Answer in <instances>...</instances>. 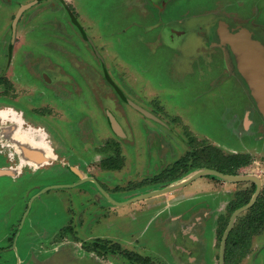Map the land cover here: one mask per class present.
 Masks as SVG:
<instances>
[{
    "label": "rangeland",
    "instance_id": "374dc122",
    "mask_svg": "<svg viewBox=\"0 0 264 264\" xmlns=\"http://www.w3.org/2000/svg\"><path fill=\"white\" fill-rule=\"evenodd\" d=\"M238 4L166 0L158 9L148 0H60L39 11L40 4H32L16 21L18 50L6 66L16 5L0 1V82L3 93H14L2 95L0 111H21L14 113L20 125L53 153L42 165L32 158L22 162L0 135V169L18 167L0 173V264H143L140 258L148 264H219L235 203L250 200L256 189L252 180H229L220 172L254 175L264 190V121L227 70L222 51L205 46L196 30L214 13L238 10L264 25V0ZM177 20L188 33L170 37L168 23ZM22 61L53 66L64 90L46 89L39 76L16 71ZM87 82L98 84V102L86 94ZM5 123L0 118V128ZM107 140L119 142L101 161L113 175L99 176L109 183L101 184L109 202L104 189L84 181L97 176L76 173L103 172L100 160L78 147ZM233 154L244 159L224 163L222 156ZM176 169L179 174L170 176ZM246 214H237L242 232L221 264H264V228L247 238L255 223L248 224Z\"/></svg>",
    "mask_w": 264,
    "mask_h": 264
},
{
    "label": "flooded vegetation",
    "instance_id": "af4514ba",
    "mask_svg": "<svg viewBox=\"0 0 264 264\" xmlns=\"http://www.w3.org/2000/svg\"><path fill=\"white\" fill-rule=\"evenodd\" d=\"M0 1L3 2L4 4H15L16 5V12L12 15V17L15 16L14 18H16V20H15V22L11 20L14 24L10 27V31L12 32L11 35L13 37V41L14 42H12V40H11V42H10V44L8 46L7 52H6V54H7L6 57H7V60H8V62L6 64V66H7L9 63H11L12 59L15 56V53L18 50V49L15 50V48H16L15 37H17V30H18L17 29V25H16V21H21L22 20V18L24 16V12L23 11H24L25 8H28L32 4L35 5L36 3L37 4H40L38 8H40V7H42V8H49L50 1L49 0H28V3L21 2L19 0H0ZM148 1L151 4L155 5L158 9H161L164 6V2L166 0H148ZM237 3L241 4L242 3V0H237ZM38 8H37L36 11H39ZM219 19H224V20L228 21V23L230 24L231 27H236L237 24H239L240 22H244V23H247L248 25H250V26H252L254 28H259V29L264 30V25H259V24L254 23V19H252V17H250V18L249 17H244V14L242 12L240 13L239 10L237 11V13H235V12H229V13H226V12H221L220 13V12H218V13H215V21L213 23H209V24H206V25L201 26L199 28V33L202 35V37L206 41V46H208V47L209 46H216V47H218L222 51V53L224 55V58H225V55H228V49L225 46H222L215 39V25H216V23H217V21ZM73 22L77 23L74 20H73ZM168 25L169 26H168L167 31L169 32L170 37H173L174 35H185V34L188 33V30L186 28V25L184 24V20L171 21V22L168 23ZM78 26H79V29H80L79 30L80 31V36L83 39L87 40L86 34L84 33V29L82 28L81 25H78ZM174 26L180 27L178 30L180 32H182V33H180V34H177V33L173 34L172 32L174 30ZM95 46L96 45H94L92 43V48H93L95 54L97 53L96 57H98V58L101 59V56H100V54H99V52H98V50H97V48ZM5 51H6V49H5ZM26 51H28V50H26ZM26 51H24V53H26ZM26 57H28V55H26ZM20 60H23V59H20ZM100 63L104 65V61L103 60H100ZM19 64H20V66H19V68L16 69V71L21 72L23 70V72L26 73L25 76H27L28 78H34V75L39 76V78H41V80L43 81L42 83H44V87L46 89L47 88H51V90H54V91H57V90L62 91L64 89V86H63V84H64L63 79L64 78H60L59 72L53 66L50 65V66L40 67V66L34 65V63H31V62H28V61H22ZM103 67H105V66H103ZM226 68L230 72V74L234 75L238 80H240V78L235 73V71L233 70V68L230 67L229 62L228 63L226 62ZM1 73H2V66H0V75H1ZM43 77L45 78V80H44ZM2 80H3V78L0 77V81H2ZM74 85H75V89L80 94H82V91L83 90H82L80 84H77V83L74 82ZM87 85L89 87L88 88L89 92L86 93V94H92V96H94L96 98L97 102H98L100 100L99 95H98L99 89L97 87H95L98 84L96 83V85H94L93 82H91V83L87 82ZM2 87H3V85L0 82V100L3 99L2 98L3 97L2 95H5V96H13L14 95V93L11 94L9 91L3 93L2 92L3 91V88ZM6 88H7V84L4 87V90L5 91H6ZM119 96H121L124 100H125V98H126V100L128 99V97L126 96L125 93H122L121 92V94H119ZM80 100L81 101H85V95H84V97L80 98ZM102 100H104V99H102ZM105 100L108 103V99L105 98ZM46 101L47 102L45 103V105L47 106V105H49V100L46 99ZM82 103H84V102H82ZM105 107L106 108H104L103 111L105 113L106 118L108 119L110 117V114L112 112H111V110L109 108H107L108 106H105ZM15 111L16 112H19V111L14 110V109H12V110L11 109H4V110H1L0 111V115H2L6 119H10L11 118L13 121H19V118L14 114V113H16ZM86 115H88V114H86ZM108 115H109V117H108ZM111 115H113V113ZM110 120H111V123H112V121L115 122L114 119L112 120V117H110ZM11 126H13V128L10 130L12 132H13V129L14 128L20 127L21 130L23 132H25L29 136L28 137L29 140H30L29 142H34V141H36V138H38V137L40 138V141H38V147L35 146L34 144L28 142V144H27L28 150H30V149H32V150H39L42 154H44V156H47V157H49V154L50 155H53V153H50V150L48 148L46 149L45 144L43 143L41 137L35 135L37 133L33 132V134H32V132L31 133L27 132L23 128V124H22V127L19 125V123L16 124L15 126L14 125H11ZM117 126L118 125L116 123L113 125V131L114 132L115 131H118V132L120 131L117 128ZM120 129H121V127H120ZM121 132H122V129H121ZM5 137H6L7 140H9V141L12 142V144L15 146V148H16V150L18 152L24 151L22 149L23 147L21 146L22 144L19 145L20 142L19 141H15L14 138L11 137V135L8 136V134H6ZM118 144H119V142H117V141L114 142L113 140L112 141L107 140L106 143L104 145H102V146H96V143H95V145L93 144L94 146H90V147H86V148H83V146H80V147H78V149H80L81 151H90V152H92V153H89L92 156V158L93 159H96V160L98 159V161L100 160V163H101L102 159L105 157L106 152L107 153L110 152ZM54 154L56 155L55 159H57V156L58 155L56 153H54ZM19 155L22 158V160H21L22 162L25 159H28L29 158V157H24L20 153H19ZM99 155H100V158H99ZM31 158L32 159H28V161H30L33 165H36L37 166L38 163H36L37 162L36 161L37 160L36 157L31 156ZM223 160L225 161L224 158H223ZM57 161H59V160H57ZM60 161L62 162V164H65V162H66V160H63V159L62 160L60 159ZM177 161L178 160H175L174 162H177ZM66 164H68V163H66ZM101 165H102L101 167L103 169V172L102 173L99 172V173H94L93 174L91 172L90 173H85V171H84L85 175L82 174V171L81 172H76V173H77L78 176H97L96 179H94V177L93 178H84L85 179L84 181L86 182V181L90 180V181H92V184L96 188H100L101 190L104 189L105 190V193H103V195L106 197V200L108 201V200H110L109 194L107 192L108 190L105 189L101 184H105V185H107V187L110 188V186H108L109 183L108 182H105L103 179H100L99 176H111L112 174L108 173V172L111 171L110 167H108L109 163H106V164L105 163L104 164L101 163ZM171 169L173 171V168H171ZM17 170H18V167H17V169H15V171H17ZM172 171H168L169 174H170V176H175V175L179 174V172H180L177 169H176V172H172ZM220 173L223 174V172H220ZM160 174H161V176H163L162 173H160ZM224 174H226V173H224Z\"/></svg>",
    "mask_w": 264,
    "mask_h": 264
},
{
    "label": "water",
    "instance_id": "95a60500",
    "mask_svg": "<svg viewBox=\"0 0 264 264\" xmlns=\"http://www.w3.org/2000/svg\"><path fill=\"white\" fill-rule=\"evenodd\" d=\"M215 39L228 49L229 65L240 78L253 107L264 121V30L256 29L245 23L231 27L227 21L219 19L215 25ZM142 111L145 116H151L146 111ZM114 124L115 122L112 121V125ZM117 128L119 129L118 126ZM27 154L33 155L32 153ZM29 155L27 156L31 158ZM220 174L229 180H252L256 183L255 193L250 201L236 209L229 218L220 242L219 250L222 254L226 236L232 227L235 216L254 202L260 189V180L254 175L232 176L224 173ZM165 190L166 188H163L149 194L161 193Z\"/></svg>",
    "mask_w": 264,
    "mask_h": 264
},
{
    "label": "trees",
    "instance_id": "16d2710c",
    "mask_svg": "<svg viewBox=\"0 0 264 264\" xmlns=\"http://www.w3.org/2000/svg\"><path fill=\"white\" fill-rule=\"evenodd\" d=\"M243 157L244 156L241 154H233V155H229V156L223 155L222 156V158L225 159L224 163H229V164H233V163L237 164V162H240L241 160L244 159ZM253 184H254V186H256L255 182H253ZM259 191H260V189H259ZM248 200H249V198L244 200L243 202H236L235 207L233 208L234 211L236 209L244 206L245 204H247L250 201V200L249 201ZM245 209L248 210V214H246V217H248L246 219L248 221V224L249 223L250 224L255 223L252 230L249 232L250 234H247V236H246L247 238H249L252 234H254L255 232L264 228V190L262 192L260 191V193L258 192L254 202ZM236 217H237V215L235 216L232 227L226 236L222 254H219L220 255L219 264L222 263L223 255L224 254L227 255V252L229 251L231 243H235L240 237V232H242L241 226L239 224H235L236 223ZM244 219H245V216H243L240 219L241 222H243L242 223L243 225H244V221H245ZM94 243H95L94 245L98 246V248L102 249V251L107 250V246H105V244L99 243V244H101V245H99V244H97V242H94ZM137 258H139V257H137ZM140 262L143 264H148V261H145L141 258H140Z\"/></svg>",
    "mask_w": 264,
    "mask_h": 264
},
{
    "label": "bare ground",
    "instance_id": "6f19581e",
    "mask_svg": "<svg viewBox=\"0 0 264 264\" xmlns=\"http://www.w3.org/2000/svg\"><path fill=\"white\" fill-rule=\"evenodd\" d=\"M0 118L3 120V121H6V123L7 122H9V124H4L0 129H1V131H0V135L1 136H6V134H8V136H10L11 135V137L12 138H14V140L15 141H19L20 143H19V145L20 144H22L21 146L23 147L22 149L24 150V151H21V152H19L21 155H23L24 157H28L27 155H29V154H27V153H32L33 155H29V156H33V157H36V163H38L37 165H40V164H42L43 163V160H44V158L46 159L47 158V156H44V154H42L39 150H32V149H30V150H28V148H27V144H28V142L30 141L29 140V136L25 133V132H23L22 130H21V128L20 127H17V128H14L13 129V132L12 131H10L12 128H13V126H11V125H16V124H18L19 123V121H13L11 118L10 119H6V118H4L2 115H0ZM19 125H20V123H19ZM21 126V125H20ZM33 134V133H32ZM36 135V134H35ZM34 135V136H35ZM38 136V135H37ZM38 141H40V138L38 137V138H36V141H34V142H29V143H32V144H34L35 146H37L38 147ZM36 143V144H35ZM30 145V144H29ZM43 146V145H42ZM47 149V148H46ZM28 151V152H27ZM15 169H17V167L16 168H14V167H11V168H8V169H0V172H10V173H12V172H15Z\"/></svg>",
    "mask_w": 264,
    "mask_h": 264
},
{
    "label": "crops",
    "instance_id": "0c3cea01",
    "mask_svg": "<svg viewBox=\"0 0 264 264\" xmlns=\"http://www.w3.org/2000/svg\"><path fill=\"white\" fill-rule=\"evenodd\" d=\"M50 1V5L52 6V4L53 5H55L56 4V2H58V4H60V0L58 1V0H49ZM75 1V0H74ZM43 2V1H42ZM50 5H49V8L51 9V7H50ZM46 7V6H45ZM38 9H41V8H38ZM65 12H66V10H65ZM221 13V12H220ZM73 21V20H72ZM74 21H75V19H74ZM77 21V20H76ZM215 21V13H214V15L212 16V19H211V21L209 22V23H213ZM226 21V20H225ZM218 22V21H217ZM228 22V21H227ZM74 24H76L75 22H73ZM208 23V24H209ZM240 23H244V22H240ZM239 23V24H240ZM245 24H247V23H245ZM238 25V24H237ZM248 25V24H247ZM77 26V25H76ZM201 26H203L202 24L201 25H199L198 26V28H197V30H196V33L198 34V35H200V37H202V35L199 33V28L201 27ZM250 26V25H249ZM252 27V26H251ZM256 29H259V28H256ZM176 30V31H175ZM262 30V29H261ZM173 34H175V33H177V34H180V33H182V32H180L178 29H176V28H174V30H173V32H172ZM203 38V37H202ZM204 39V38H203ZM93 44H94V42H93ZM206 46V45H205ZM96 47V46H95ZM212 47V46H211ZM214 47H216V46H214ZM97 48V47H96ZM225 60H226V62L228 63V55H225ZM42 83V82H41ZM42 85L44 86V83H42ZM64 90V89H63ZM62 90V91H63ZM32 107L34 108V106H33V104H32ZM12 109H14V108H12ZM11 109V110H12ZM15 110V109H14ZM16 112V111H15ZM17 114H19V115H21L22 114V112L20 111V112H16ZM22 127V126H21ZM46 159L44 158V160H43V162L45 161ZM42 165V164H41ZM51 263V261H49V260H47L46 262H44L43 264H50ZM51 264H53V263H51Z\"/></svg>",
    "mask_w": 264,
    "mask_h": 264
}]
</instances>
